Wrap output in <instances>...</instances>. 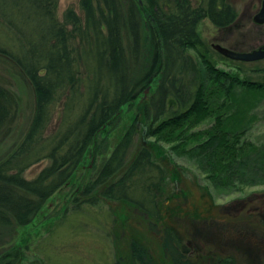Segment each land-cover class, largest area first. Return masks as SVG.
I'll use <instances>...</instances> for the list:
<instances>
[{"label":"trees","instance_id":"1","mask_svg":"<svg viewBox=\"0 0 264 264\" xmlns=\"http://www.w3.org/2000/svg\"><path fill=\"white\" fill-rule=\"evenodd\" d=\"M139 1L80 0L81 15L66 14L69 30L57 19V0H0V68L28 80L36 100L27 139L0 166V235L30 225L69 182L100 132L156 81L146 116L154 122L149 136L157 139L149 146L169 145L161 160L184 162L220 198L264 187V142L249 136L260 120L264 81L242 79L199 53L197 27L204 15L190 0H142L143 10ZM206 17L220 29L237 19L228 0H208ZM59 96L67 99L60 131L40 147ZM18 107L0 79V138L10 132ZM208 120L210 127L193 131ZM136 129L126 132L83 196L93 205L101 198L124 203L159 221L157 193L165 166L152 161L148 146L129 165ZM47 158L50 166L35 179L24 177ZM178 235L167 231L165 248L174 264H206L182 253ZM132 252L142 264L151 261L138 242ZM20 256L0 254V264H17Z\"/></svg>","mask_w":264,"mask_h":264},{"label":"rangeland","instance_id":"2","mask_svg":"<svg viewBox=\"0 0 264 264\" xmlns=\"http://www.w3.org/2000/svg\"><path fill=\"white\" fill-rule=\"evenodd\" d=\"M139 2L141 9H144L142 0ZM190 2L204 15L197 27L202 43L197 48L199 53L215 62L218 68L242 79L264 81V60L234 64L213 49V45L219 44L237 52H250L264 45V25L254 23V17L261 8L260 1L228 0L237 19L231 27L225 29L216 27L206 17L208 0ZM70 10L81 15L80 0H57V19L69 30L72 28L67 25L66 14ZM192 55L199 60L197 52H192ZM81 70L85 72L83 64ZM0 79L19 102L16 120L10 132L0 138L1 166L27 139L36 112V100L35 91L28 80L16 78L11 73L3 72L2 68ZM157 83L153 88L141 92L135 102L126 106L100 132L69 182L46 203L30 225L1 233L0 254L6 256L18 251L21 256L17 264H142L131 250L134 243L138 242L151 258L147 264L175 263L172 254L164 257L159 250V236L153 233H160L158 226L142 217L132 218L128 210L131 206L99 199L101 191L95 193L99 197L95 205L88 202L90 197L83 196L104 161L110 158L133 125H137V129L129 154V165L147 146L152 148V161L156 164L161 162L169 145L159 144L162 149L148 145L157 139L149 136L154 122L148 121L146 116V109L149 107L150 112L153 109ZM66 102L65 96H59L55 101L52 121L43 133L40 147L50 141V136H56L60 131ZM168 110L176 111L177 107L174 109L169 106ZM257 113L260 120L249 136L255 143L261 144L264 142V103L257 109ZM211 124L213 121L208 120L193 131L204 130ZM50 164L48 158L38 162L25 170L24 177L33 180ZM178 165H185V177L182 172H175L176 166L164 163L166 173L157 193V206L161 214L157 223L160 229H173L176 232L185 228V233L178 235L182 240V253L203 258L206 264L217 263L221 258L227 262L234 258L235 264H264V187L220 198L211 193L206 182L197 178L184 162ZM176 174L182 186H185L184 195L177 193L174 185Z\"/></svg>","mask_w":264,"mask_h":264},{"label":"flooded vegetation","instance_id":"3","mask_svg":"<svg viewBox=\"0 0 264 264\" xmlns=\"http://www.w3.org/2000/svg\"><path fill=\"white\" fill-rule=\"evenodd\" d=\"M260 1V4H262L261 2H262V0H259ZM255 17H256V15H255ZM255 17H254V23L256 24V25H259V26H262L261 24H257L256 22H255ZM264 46V45H263ZM262 47V46H261ZM261 47H259V48H261ZM258 48V49H259ZM255 51V50H254ZM250 52H252V51H250ZM247 53V52H246ZM161 161H163L165 164H168L169 166H176L177 167V171H179L180 173L182 172V174H183V176L185 177V170H184V168H182V167H180V166H178V165H176L173 161H172V159H170L169 157H167L166 159H163V160H161ZM175 167V168H176ZM166 173V172H165ZM167 174H168V172H167ZM166 174V175H167ZM176 180L174 181V185H175V187H176V190H177V193H179V194H182V195H184L185 194V186H182V184H181V181L179 180V176H178V174H176ZM184 187V190H181L182 188ZM184 200H185V196H184ZM128 210H129V212H131L132 213V218L134 217L135 219H137V218H140V217H142V218H144V219H148L149 220V222L151 223V224H154L155 226H158V231L160 232V233H157V232H153V233H155V234H157L159 237H157V240H158V238H159V240H158V245H159V250H160V252L162 253V256H164L165 257V255H166V257H169V255H171L170 254V252H169V249L167 248H165L166 247V243H167V231H168V229L167 228H164L163 230H161L160 229V225H159V223H157L158 221H157V219H149V217L148 216H146L143 212H141L139 209H137V208H134V207H128ZM134 215V216H133ZM150 224V225H151ZM193 227H194V225H193ZM199 231H200V229H199ZM179 233L182 235V234H184L185 233V228L184 229H181V231H179ZM160 234V235H159ZM185 236V235H184ZM132 250V249H131ZM225 262H227V261H225V260H222V259H219V262H218V260H217V264L219 263V264H227V263H225Z\"/></svg>","mask_w":264,"mask_h":264},{"label":"water","instance_id":"4","mask_svg":"<svg viewBox=\"0 0 264 264\" xmlns=\"http://www.w3.org/2000/svg\"><path fill=\"white\" fill-rule=\"evenodd\" d=\"M257 24L264 25V0H262L261 8L255 17ZM213 49L227 59L239 62H257L264 60V46L252 52H237L222 45H213ZM147 143V142H146ZM149 145V143H148ZM112 182V181H110ZM111 184V183H110Z\"/></svg>","mask_w":264,"mask_h":264}]
</instances>
